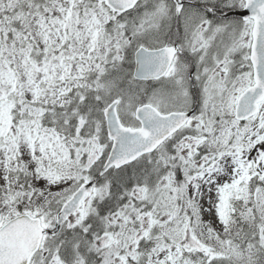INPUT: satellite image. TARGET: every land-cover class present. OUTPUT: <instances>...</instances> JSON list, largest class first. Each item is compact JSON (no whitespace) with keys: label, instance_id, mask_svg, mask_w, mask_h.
<instances>
[{"label":"snow or ice","instance_id":"6c2138e0","mask_svg":"<svg viewBox=\"0 0 264 264\" xmlns=\"http://www.w3.org/2000/svg\"><path fill=\"white\" fill-rule=\"evenodd\" d=\"M0 264H264V0H0Z\"/></svg>","mask_w":264,"mask_h":264}]
</instances>
